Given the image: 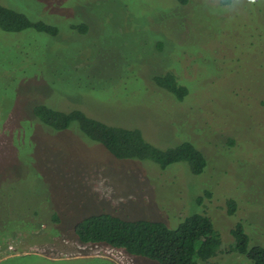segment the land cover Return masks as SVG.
I'll return each instance as SVG.
<instances>
[{"label":"rangeland","instance_id":"374dc122","mask_svg":"<svg viewBox=\"0 0 264 264\" xmlns=\"http://www.w3.org/2000/svg\"><path fill=\"white\" fill-rule=\"evenodd\" d=\"M0 3L59 29L0 27V207L7 204L9 232L0 237V264H159L79 242L74 221L103 212L172 227L204 212L223 244L201 263L254 264L229 249L239 222L264 245V0ZM168 72L189 89L185 100L154 82ZM38 102L139 128L157 145L194 141L208 166L193 176L185 163L162 169L118 159L73 126L58 131L33 117ZM15 225L22 229L14 233Z\"/></svg>","mask_w":264,"mask_h":264},{"label":"trees","instance_id":"16d2710c","mask_svg":"<svg viewBox=\"0 0 264 264\" xmlns=\"http://www.w3.org/2000/svg\"><path fill=\"white\" fill-rule=\"evenodd\" d=\"M217 0V4L228 5L231 0ZM187 4L190 0H177ZM0 27L9 32H22L32 29L57 35L55 25L41 20H33L25 13L9 8L0 3ZM77 25L75 29H77ZM85 24L79 29L85 30ZM164 44V43H163ZM163 44L160 47H163ZM161 48V51H163ZM154 82L180 101L185 100L189 89L180 84L177 76L168 72L156 75ZM264 104V99H261ZM33 117L55 130H68L72 126L84 136L95 140L108 149L118 159L149 160L165 169L174 164L185 163L193 176L204 173L208 166L205 153L196 142L183 140L175 145L161 146L145 138L139 128H130L106 123L91 116L79 108L62 109L48 103L38 102L32 106ZM74 124L76 126H74ZM236 137H230L234 143ZM241 140V138H238ZM236 144L239 146V141ZM5 174V173H4ZM3 176V174H1ZM5 207H0V237L7 234ZM1 206V205H0ZM233 213L234 201L229 202ZM37 214V211H36ZM60 221V219H58ZM32 231L37 230L36 224ZM9 229V228H8ZM22 229L15 225L14 233ZM76 239L83 243H96L124 250L134 256L148 258L159 264H202L208 262L221 251L223 244L221 232L216 228L213 219L204 212L190 213L172 227L160 220L123 219L111 213L88 214L73 223ZM9 233V232H8ZM233 242L229 252L246 256L254 264H264V245L254 244L243 223H237L232 229ZM76 264H117L108 258L95 257L80 259Z\"/></svg>","mask_w":264,"mask_h":264}]
</instances>
